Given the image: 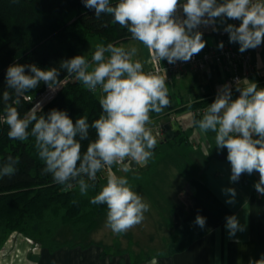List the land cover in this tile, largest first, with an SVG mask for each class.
Instances as JSON below:
<instances>
[{
  "label": "clouds",
  "instance_id": "1",
  "mask_svg": "<svg viewBox=\"0 0 264 264\" xmlns=\"http://www.w3.org/2000/svg\"><path fill=\"white\" fill-rule=\"evenodd\" d=\"M95 18L110 16L112 22L127 29L131 40L147 48L152 59H166L169 64L188 62L206 46L201 26L217 31V21L229 42L239 45V52L256 49L264 43V0H82ZM182 9L183 18L177 15ZM240 21L239 26L225 23ZM137 44L128 46L99 43L91 54L76 55L62 60L59 67L42 69L35 64H12L6 71V90L0 122L8 126V138L26 141L34 138V147L44 163L43 173L65 186V191L78 186L81 195L95 187L97 174L106 167L122 166L130 171L129 163L146 165L157 145L150 113L160 114L170 106L166 75L144 71L136 57ZM223 43L219 47L223 48ZM89 91L99 89L102 109L97 119L89 123L86 116L75 122L67 111L51 109L44 114L36 104L21 115V98L39 87L41 82L52 92L61 85L60 73ZM238 97L232 98V86L222 85L214 101L203 111L202 118L193 123L200 134L214 133L217 150L227 149L231 165L230 182H238L242 174L259 173L256 191L264 195V88L248 79H236ZM188 107H191L189 102ZM90 130L95 139L82 151V141L88 140ZM18 158L11 155L0 166V179L11 178L16 172ZM234 203V188L222 189ZM94 205H106L105 227L114 234L126 233L142 223L150 205L135 192L124 175L111 173L106 183L90 200ZM225 228L229 237L244 231L235 215L227 216ZM194 223L200 228L206 218L197 214ZM152 264H156L155 260ZM249 264H264V256L250 259Z\"/></svg>",
  "mask_w": 264,
  "mask_h": 264
},
{
  "label": "trees",
  "instance_id": "2",
  "mask_svg": "<svg viewBox=\"0 0 264 264\" xmlns=\"http://www.w3.org/2000/svg\"><path fill=\"white\" fill-rule=\"evenodd\" d=\"M118 0H111L112 4ZM131 41L127 29L112 22L110 16L95 18L93 10L87 9L82 0H0V96L6 90V71L12 64H35L42 69L59 67L62 60L84 55L85 48L92 44L89 59L99 43L121 45ZM61 83L65 82L57 96L42 107L43 113L51 109L67 111L73 122L86 116L91 123L102 112L97 90L86 89L74 77L61 71ZM43 82L38 88L21 98L17 106L21 115L33 107L26 100L46 89ZM213 99L200 100L181 111L207 107ZM3 102L0 100V114ZM171 104L162 113H150V118L167 115ZM194 116V119H200ZM8 126L0 122V166L11 155L18 158L16 172L11 177L0 179V232L4 235L17 233L48 249L51 253L70 247L87 249L95 242L90 240L103 216L106 205H94L90 200L106 183L107 175L116 173L114 166L97 174L95 187L87 195H81L78 186L65 191V186L53 181L51 174H44V163L39 159L34 138L26 141L11 140ZM193 129H179L171 138L157 141L154 155L145 168L138 164L130 167L126 176L133 190L148 192L156 187V181L164 169L174 167L179 174L192 180L205 164L214 157L213 151L199 155V147L192 139ZM95 131L90 130L89 139L82 141V151Z\"/></svg>",
  "mask_w": 264,
  "mask_h": 264
},
{
  "label": "crops",
  "instance_id": "3",
  "mask_svg": "<svg viewBox=\"0 0 264 264\" xmlns=\"http://www.w3.org/2000/svg\"><path fill=\"white\" fill-rule=\"evenodd\" d=\"M177 15L183 18L182 9H178ZM225 23L239 26L240 21L227 20ZM223 27L224 24L218 20L217 31L210 26H201L199 31L203 33L202 39L205 41L207 35H217L223 31ZM222 39V43L226 41L239 51L238 44L229 42L228 34ZM131 44L137 42L131 40L122 45ZM137 46L140 52L136 58L143 63L146 72L152 66L151 53L145 46ZM205 52L206 46L198 55ZM245 52L251 53L258 62H264V43ZM230 78V73L215 66L207 72L185 71L173 77L171 83L166 81L173 109L167 115L152 118V129L161 122L164 125V138H171L179 129L188 130L182 127L178 118L171 121V117L187 111H181V108L187 107L189 102L214 101L217 90L225 84L232 86L235 99L239 93ZM252 81L257 82L258 87H264L263 76H257ZM214 135L209 132L207 136L200 134V139L192 138L195 146L199 147L200 157L203 158V153L209 150L215 154L197 177L192 180L185 178L186 184L179 195L180 202L170 208L172 227L177 237L158 254L146 259L126 251L111 254L107 252V247L96 242L87 249L64 247L51 253L17 233L4 235L0 232V264H152L153 260L156 264H249L250 259H260L264 256V195L256 193L254 187L259 181V173L242 174L238 182H230L231 165L227 160V149L217 150ZM168 168L164 169L159 179L166 175ZM226 188L235 189L234 203H226L229 196L222 192ZM197 214L206 218L203 228L194 223ZM230 215H235L244 228L234 237H229L225 228V218Z\"/></svg>",
  "mask_w": 264,
  "mask_h": 264
},
{
  "label": "rangeland",
  "instance_id": "4",
  "mask_svg": "<svg viewBox=\"0 0 264 264\" xmlns=\"http://www.w3.org/2000/svg\"><path fill=\"white\" fill-rule=\"evenodd\" d=\"M91 45V43L87 45L84 51V55L88 58L92 48ZM97 95L98 97L101 95L99 89H97ZM176 116L174 117L178 118L183 128L193 129V139L201 138L198 128L193 123L194 115L191 110ZM146 166L147 164L139 165L140 168H145ZM130 167L131 164L129 165ZM105 172L108 174L109 170L105 169ZM125 174L123 171L117 173V175ZM185 180L174 167L168 168L166 175L156 181V188L148 192L143 190L136 191L150 205V209L145 213V219L141 224L126 233L114 234L105 227L107 216L105 215L101 218L98 227L92 232L90 240L104 245L107 247V252L111 254L126 251L143 259L158 254L165 249L167 243L174 241L177 237L175 229L172 227L170 208L174 204H179V195L186 184Z\"/></svg>",
  "mask_w": 264,
  "mask_h": 264
},
{
  "label": "built area",
  "instance_id": "5",
  "mask_svg": "<svg viewBox=\"0 0 264 264\" xmlns=\"http://www.w3.org/2000/svg\"><path fill=\"white\" fill-rule=\"evenodd\" d=\"M183 1V0H182ZM227 33L224 31L217 35L206 36V52L202 55H194L193 58L188 62L177 61L175 64H169L166 59L159 61L152 59V66L146 72L159 74L161 76L166 75V81L172 82L173 77L180 75L185 71L191 72H207L215 66L221 67L222 70L231 74L230 82L235 87L236 79H248L250 81L257 76L264 77V62L260 63L255 60L251 53L239 52L228 42L223 43V48L219 47V42H223L224 37ZM65 82L61 83L58 90L52 92L46 87L43 92H40L34 96H27L26 100L33 103L34 105L39 104L41 107L51 102L62 89ZM33 105V106H34ZM207 107L198 108L192 111L194 116L202 117L203 111ZM174 116L171 117V121H175ZM164 125L159 122L153 127V134L156 136L157 141L164 138ZM129 165L133 162H128ZM117 173L122 172V166L114 165ZM108 171L109 168L106 167ZM256 193H258L256 191Z\"/></svg>",
  "mask_w": 264,
  "mask_h": 264
},
{
  "label": "water",
  "instance_id": "6",
  "mask_svg": "<svg viewBox=\"0 0 264 264\" xmlns=\"http://www.w3.org/2000/svg\"><path fill=\"white\" fill-rule=\"evenodd\" d=\"M136 166V164L133 162V163H131V167H135Z\"/></svg>",
  "mask_w": 264,
  "mask_h": 264
}]
</instances>
